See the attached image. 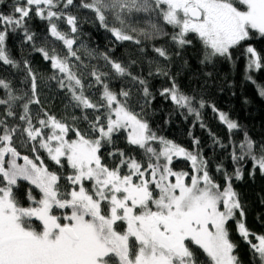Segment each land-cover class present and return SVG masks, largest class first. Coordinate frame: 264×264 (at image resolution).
<instances>
[{"label":"snow or ice","instance_id":"snow-or-ice-1","mask_svg":"<svg viewBox=\"0 0 264 264\" xmlns=\"http://www.w3.org/2000/svg\"><path fill=\"white\" fill-rule=\"evenodd\" d=\"M73 8L91 10L116 41L132 42L140 53L145 51L141 45L146 40L168 36L182 50L195 36L203 49L201 65L215 66L218 60H227L235 67L234 50L250 41L253 33L264 37V0H13L9 13L0 11V63L20 68L7 42L10 33L21 32L23 42L32 44L33 50L51 63L56 70L51 79L67 89L73 107L82 113L71 117L72 123L47 112L44 118L34 117L32 105H40L41 100L37 74L27 60L23 63L29 91L17 95L11 81L0 78V88L6 93V98H0V105L6 106L4 118H0V264H202L196 249L202 251L207 264H242L238 245L231 239L230 221L235 222L237 233L250 245L254 257L264 264V235L247 227L244 205L233 184L243 180L248 161L252 163L250 176L257 171L264 175V142L243 131L229 113L209 105L202 96L197 99L185 92L167 66L147 61L155 65L148 77L169 79L170 87L159 92L162 97L195 115L202 128L207 127L201 114L206 106L226 126L227 143L208 130L214 144L231 149L233 171L223 162L215 165L222 186L209 170L210 161L199 138L190 132L193 147L186 148L158 136L144 118V106L155 96L148 79L132 71L137 60L124 62L103 53L111 75L93 67L89 73L93 80L85 83L72 62L87 67L79 49L74 48L80 19ZM109 15L119 27L109 25ZM33 16L47 22L48 35L62 42L66 55L61 56L55 47H36V33L28 26ZM134 16L143 18V27L129 23ZM60 22L69 31H62ZM165 25L173 31L167 32ZM152 51L165 61L172 58L165 46H153ZM243 55L245 78L264 97V84H258L252 75L264 69V54L249 43L243 47ZM110 78H127L130 85L138 86L140 112L130 103L132 87L115 91L106 82ZM96 86L99 98L93 100L87 93ZM18 101H24L18 117L21 123L10 126L6 118L17 116L14 106ZM88 110L94 113L91 119ZM81 119L88 123L84 132L76 127ZM240 131L243 139H232ZM122 132L127 144L142 150L141 159L116 146L114 137ZM69 133L74 138H69ZM17 143L30 144L34 157L22 155ZM106 146L112 148L107 152L111 166L102 154ZM38 149L59 169L67 166L70 171L50 170ZM181 158L190 163V172L173 167L174 160ZM19 159L23 163H18ZM62 179L67 186L60 183ZM22 182L29 184L25 193L28 206L17 195ZM33 186L39 198L33 195ZM250 237L258 242L253 243Z\"/></svg>","mask_w":264,"mask_h":264},{"label":"trees","instance_id":"trees-1","mask_svg":"<svg viewBox=\"0 0 264 264\" xmlns=\"http://www.w3.org/2000/svg\"><path fill=\"white\" fill-rule=\"evenodd\" d=\"M77 3H79V0H77ZM12 6L13 0H4V3L0 4V11L7 14L11 11ZM71 11L80 19L79 32L76 34L77 44L74 45V48L79 49L78 55L87 67H81L79 62L74 59L72 62L76 65L79 73L83 74L85 83L92 82L93 78L89 73L93 67L101 72H108L111 75L112 70L103 59V53H107L112 59L122 60L124 62H127L129 58L137 60V64L133 66L132 71L134 74L143 75L148 79L150 90L155 96V99H152L148 105L144 106V118L149 121L150 126L156 131L158 136H163L186 148L191 149L193 147L192 136L199 138L200 148L204 156L210 161L209 170L222 186L224 181L222 175L215 172V165L223 162L228 171L232 172L234 165L229 158L231 149H222L214 144L208 130L210 129L224 143H227L229 134L226 126L218 120L211 107L206 106L201 110V114L207 127L202 128L195 115L188 113L184 109L177 108L171 100L162 97L159 92L163 87H170L169 79L168 77L158 75L148 77V72L154 71L155 65L150 66L147 61L156 60L161 65L167 66L170 69L171 75L175 77L177 83L185 92L195 95L197 99L202 96L209 105L214 104L218 109L229 113L232 119L238 121L243 126V131H247L254 140L264 142V97L258 95L256 85L246 80V59L243 55V47L249 43L264 54V37L253 33V38L250 41L245 42L244 45L234 50L233 58L236 62L235 67L227 60H218L215 66L201 65L200 60L203 49L201 43L195 36L190 37L192 44L182 50L177 49L176 45L171 42L168 36L154 40H146L141 45L145 51L144 53H140L139 47L132 42L116 41L113 34L99 24L95 14L91 10L73 8ZM142 19V17L134 16L129 20V23L133 27H143ZM137 20L141 22L138 24ZM108 21L110 26L119 27L111 15L108 16ZM28 26L31 31L36 33V47L46 46L49 50L55 47L61 56L67 54L62 42L56 41L48 35L46 21L33 16L28 21ZM60 28L62 31H69L68 26L63 22H60ZM165 30L169 33L173 31L167 25H165ZM81 45L82 47H80ZM7 46L11 56L15 60L20 61V68H13L10 65L0 63V78L11 81L12 88L17 95H22L23 92L29 91L30 87L29 83L25 80V76L27 75L23 63L25 60L30 62L34 72L37 74L38 94L41 104L32 105L34 117L44 118V113L47 112L55 115L57 118H63L69 123H72L71 117H80L82 115L80 109L73 107L67 89H61L58 86L57 80L51 79L56 74V70L52 69L51 63L46 61L41 53L34 51L32 44L23 42L21 32L10 33ZM153 46H165L172 56L171 60L165 61L159 57L152 51ZM177 51H179V55H176ZM207 72H212L213 75L208 77L205 75ZM252 75L258 84H264V69L259 72L254 71ZM106 82L115 91H119L121 88L132 87L133 97L130 103H132L135 111L140 112L142 99L140 93L137 91L138 86L130 85L127 78H110ZM87 94L93 100H98L99 86L92 88ZM0 98H6L5 90L2 88H0ZM137 101L140 103H137ZM23 103L24 101H18L14 106V110L17 113L15 118H6L10 126L21 123L18 117L21 112L20 105ZM5 111L6 106L0 105V118H4ZM93 115L92 110H88L90 119ZM33 123H36L35 119ZM76 127L84 132L88 129V123L82 119L77 120ZM243 131L235 133L232 139L237 141L242 140ZM190 132L192 136L189 135ZM69 138H74V134L69 133ZM114 139L117 147L123 148L130 155H135L137 159L142 158V150L127 144L125 133H120ZM16 147L22 155H28L30 158H33L35 155L31 150L30 144L21 146L17 143ZM111 150V146H106L102 150L105 162L109 163L110 166L113 161L107 156V152ZM38 152L50 170L64 174L70 171L67 166L64 169H59L58 166L50 161L47 153L43 149H38ZM18 163H23V160L19 159ZM173 167L176 170L183 169L184 171H191L190 163L182 158L174 160ZM251 169L252 163L248 161L244 165L243 180H234L233 184L239 192L244 205L247 227L256 235H264V175H261L257 171L255 176H250L249 172ZM60 183L67 186V182L63 179ZM87 186L89 185L86 184ZM28 187V182H22L17 192L21 203L25 206H28L29 203L25 195ZM33 195L37 198L40 195L34 186ZM237 218H239V214H237ZM33 223L37 228L41 227L40 223L35 219ZM228 226L231 232V239L238 245L237 254L242 264H260L258 256L254 257L250 245L237 233L235 222L230 221ZM250 239L253 243L258 242L255 237H250ZM196 251L202 264H207L206 257L202 251L198 249Z\"/></svg>","mask_w":264,"mask_h":264}]
</instances>
